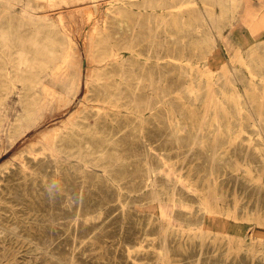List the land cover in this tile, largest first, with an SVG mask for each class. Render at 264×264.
<instances>
[{
  "label": "rangeland",
  "instance_id": "obj_1",
  "mask_svg": "<svg viewBox=\"0 0 264 264\" xmlns=\"http://www.w3.org/2000/svg\"><path fill=\"white\" fill-rule=\"evenodd\" d=\"M7 1L0 264H264V0ZM41 14L80 77L26 130L15 60ZM104 35L126 81L98 112Z\"/></svg>",
  "mask_w": 264,
  "mask_h": 264
},
{
  "label": "bare ground",
  "instance_id": "obj_2",
  "mask_svg": "<svg viewBox=\"0 0 264 264\" xmlns=\"http://www.w3.org/2000/svg\"><path fill=\"white\" fill-rule=\"evenodd\" d=\"M162 1H166L167 2V0H162ZM7 2H9V1H7ZM43 2L44 1H42V4H43ZM177 3H178V1H177ZM7 8H8V4H7ZM31 11L33 13L34 10H31ZM6 12H8V11L6 10ZM29 14H31V12ZM32 16H34V15H32ZM32 16L25 15V16H23V19H26V20L29 21V20L33 19ZM38 18H39L40 23H39V25L37 27L38 28L39 27H44L46 29L45 36L42 37V38H39V36H36L32 40L29 39L27 41L22 42L21 45L24 48H20V51L18 52L17 58L15 60L16 65H17L16 66V70H17L16 80L21 84L20 86H21V89H22V91H21L22 96H20V107H21L22 113L20 115L19 120L23 119V122H24V120L26 121V130H30V129L35 127V124H34V115H35V113H37L38 111L45 110L56 99H58V102H62V101L65 102L67 100V96H62V95L57 94V87H55V88L52 87V85H55L53 83H59L60 85L57 84L59 86V88H64L65 86H67V78H68V75H69V70L71 68H74L75 69L76 79L79 80L80 69H81L79 60H77L75 62H72L69 55L68 56L61 55V50L58 48L59 41L56 40V38H55V34H56L57 31H56V29L53 26L50 25V19H48L46 16H43L42 14ZM205 26L206 25H199L198 27H205ZM114 30H116V28ZM113 32H115V31H113ZM121 34H122V32H121ZM13 36L14 35L11 32L0 31V38H1V40H0V50L3 47H5V49H9V50L14 47L15 41L13 39ZM97 42L100 43L99 45L101 46V48H100V52L98 53V55L95 58V62H96V64L98 66L102 67V70L100 72H98V74H97V77L100 80V90L98 92L99 95L97 97V102H99V103L95 104L96 106L94 108H96L98 112L99 111H109V109H111L115 105V103H116V101L118 99V93H117L118 89L126 81L125 70H124V68H120L118 66H115L116 62L114 60V57L116 55V52L113 49V45H112V42L109 39V36L104 35L103 38L101 40L97 41ZM27 43H30V45L34 49L32 51V55L31 56L27 55V52H26V49H25V45H27ZM5 56H6V52H5L4 49H2L1 52H0V87L1 88L3 86H5L6 81L9 80V72L7 70V64L5 63ZM89 63H90V61H89ZM143 68H145V67H143ZM10 70H11V68H10ZM69 93H71L72 96H75V94L77 93V88L70 87ZM7 95H6V98H7ZM96 95H97V93H96ZM81 106H82V104H81ZM75 114H76V112H75ZM88 125H90L89 127H91V125H93V122L89 123ZM20 126H21V124H20ZM87 126L84 125L83 128H78L77 130H73V131H75L74 134L77 135L80 138H83L84 137L83 136V132H84V129L87 128ZM81 143H83V139H80L79 142H78L79 145ZM87 149H89V148H87ZM105 150H107V149H105ZM12 164H15V161ZM17 172H19V171H17ZM17 172H15V173H17ZM1 191H2V189H0V192ZM173 201H174V199H173ZM1 205L2 204L0 202V209H1ZM207 208H209V207H207ZM176 223H179V222L176 221ZM3 229L4 228H2L0 226V230H3Z\"/></svg>",
  "mask_w": 264,
  "mask_h": 264
},
{
  "label": "crops",
  "instance_id": "obj_3",
  "mask_svg": "<svg viewBox=\"0 0 264 264\" xmlns=\"http://www.w3.org/2000/svg\"><path fill=\"white\" fill-rule=\"evenodd\" d=\"M248 11H250V10H248ZM262 18L264 19V16Z\"/></svg>",
  "mask_w": 264,
  "mask_h": 264
}]
</instances>
